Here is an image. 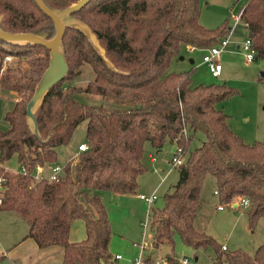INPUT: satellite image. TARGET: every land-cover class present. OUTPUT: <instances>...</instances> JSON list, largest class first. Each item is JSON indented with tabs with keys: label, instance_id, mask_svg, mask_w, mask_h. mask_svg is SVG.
Wrapping results in <instances>:
<instances>
[{
	"label": "trees",
	"instance_id": "trees-1",
	"mask_svg": "<svg viewBox=\"0 0 264 264\" xmlns=\"http://www.w3.org/2000/svg\"><path fill=\"white\" fill-rule=\"evenodd\" d=\"M76 1L42 0L55 10ZM200 12L199 0H90L71 14L89 27L105 57L125 74L107 69L78 30L65 28L61 44L67 73L47 91L33 116L39 139L26 127L25 106L47 66L48 51L0 41V90L14 96L11 110L3 115L8 129L0 130V165L14 156L21 169L9 173L0 166V211L22 219L27 225L25 238L38 249L60 248V264L113 262L108 252L110 225L97 192L134 194L137 178L144 172L145 145L157 153L167 142L181 149L183 162L162 207L147 216L151 253L163 243L172 249L177 238L193 251L210 248L214 253L210 264H264V244L252 255L221 251L194 227L207 176L213 180L219 204L245 199L248 224L264 218V127L261 141L243 143L216 109L233 94L229 88L191 87L187 73L167 72L181 47L205 51L229 35L228 19L206 29L199 24ZM0 17V29L9 34L50 38L54 32L33 0H0ZM237 20L251 42L254 60H264V0H247ZM7 56L16 64L1 70ZM83 64L93 78L84 87H74L71 82ZM80 93L131 107H85L73 99ZM83 120L86 150L77 161L64 164L55 181H33L34 169L55 164L56 148L68 143ZM195 133H201L204 141L190 151ZM75 220L83 222L85 237L70 243L69 228ZM164 262L178 264L173 256H166ZM143 264L157 262L146 256Z\"/></svg>",
	"mask_w": 264,
	"mask_h": 264
},
{
	"label": "rangeland",
	"instance_id": "rangeland-1",
	"mask_svg": "<svg viewBox=\"0 0 264 264\" xmlns=\"http://www.w3.org/2000/svg\"><path fill=\"white\" fill-rule=\"evenodd\" d=\"M223 1L210 0L209 3L201 1L199 17V24L202 25V20L205 25H208L207 28H215L227 19L229 26L232 27L225 50L217 57L221 67L220 76L212 78L206 67L201 65V59L205 55V51L191 53L183 47L179 49L178 56L169 64L167 72L187 73L191 87L223 85L229 88L233 94L227 101L217 104L216 109L226 116L229 129L243 143L251 144L261 141L263 136L264 60L256 59L246 64L237 50V47L244 42L246 36L240 23L236 22L234 24L232 18L236 17L239 7L245 0H233L228 11L221 16L219 6L224 4ZM212 9L214 10L211 11ZM3 47L10 48L8 46ZM179 58L182 59L179 60ZM189 61H192V64ZM15 64L16 59L10 58L9 62L1 66V70L5 66L12 67ZM92 78L91 69L83 64L71 84L74 87L81 88ZM73 99L76 103L85 107L100 106L107 109L131 107V104L123 101L86 93L76 94ZM13 102L14 96L12 93L0 90L1 131L8 129V125L3 121V115L11 110ZM85 128L86 120H83L75 127L68 143L65 146L56 148V163L59 166L63 167L66 163L71 166L77 161L78 155L75 154L67 162L66 159L76 151L79 144H83L85 141ZM203 141L204 136L201 133H195L189 143V150L198 148ZM144 150L145 153L141 159L144 172L137 178V189L134 194L120 195L97 192L110 225L108 252L112 258L116 255L121 257L119 261L107 264H129L138 256V246L142 239L147 246L146 250L142 252V258L151 256L154 261L160 263L164 261L166 256H173L177 262L184 257L189 264H210L214 256L210 248L193 251L183 246L177 238L174 239L172 249L163 243L157 247L154 253H151V233L146 220V206L144 202L138 199V196H149L155 190L156 200L150 205V211L147 213L151 216L153 210L162 207L163 196L170 193L172 186L176 183L177 168L172 169L169 163L174 153L172 143H165L157 153L148 145H145ZM149 156L154 158V163H150ZM2 168L9 173H19L21 170L14 156L2 163ZM44 173L45 175L49 174L46 171ZM162 178L163 180H161ZM213 189V180L207 176L199 193L201 207L194 221L195 229L210 237L217 246L225 247L227 251L239 250L247 255H252L257 247L264 244V218L257 219L255 224L250 226L245 215V209L238 207L235 210L230 208L223 211L216 210L219 203L216 197L212 195ZM143 224H145L144 228ZM26 234L27 225L23 220L0 211V252L2 254L8 253V256H10L12 251L19 253L22 249H26L25 245L21 247L17 245ZM73 234L76 238L81 239L83 237V223L81 220L72 223L70 238H73ZM15 244L16 246H14ZM44 254H47V256L44 255L46 256V264H55L57 258L55 254L52 253L50 257L47 251ZM31 257L27 263L34 264L35 258L34 256ZM0 264H2L1 260Z\"/></svg>",
	"mask_w": 264,
	"mask_h": 264
},
{
	"label": "water",
	"instance_id": "water-1",
	"mask_svg": "<svg viewBox=\"0 0 264 264\" xmlns=\"http://www.w3.org/2000/svg\"><path fill=\"white\" fill-rule=\"evenodd\" d=\"M33 1L42 14H44V16H46L51 21L54 29L53 35L50 38H45V36L42 34H9L0 29V41L15 46H25L27 44L38 45L48 51L47 66L35 84L32 96L25 106L26 127L32 135L39 139V134L33 116L47 91L57 82H59L67 73V66L64 61V53L61 44V39L65 28L78 30L86 38V41L91 46V48L104 62L107 69L116 74L125 73L116 69L105 57L104 50L99 46L97 39L92 34L89 27L80 20L71 16V14L77 12L90 0H77L75 3L63 10L48 8L43 4L42 0ZM181 59L182 58H179V60ZM189 63L192 64V61H189ZM261 76H263V74H261ZM46 141L47 139L43 141V143Z\"/></svg>",
	"mask_w": 264,
	"mask_h": 264
},
{
	"label": "built area",
	"instance_id": "built-area-1",
	"mask_svg": "<svg viewBox=\"0 0 264 264\" xmlns=\"http://www.w3.org/2000/svg\"><path fill=\"white\" fill-rule=\"evenodd\" d=\"M238 19V18H237ZM236 22H238V20H236ZM246 36V35H245ZM227 44V38L221 40L217 45L208 48L207 50H205V55L202 57L201 59V65H204L208 71V74L212 77V78H217L220 76L221 74V67L217 61V57L220 56L222 54V52L225 50ZM192 50V49H190ZM238 53L241 56L242 60L244 63L249 64L252 61H254V51L251 47V42L250 40L246 37L244 42L238 47ZM10 61V57H4L3 61H2V65H4L5 63ZM1 65V66H2ZM182 134L185 135L184 131H182ZM86 150V145L83 144H79L77 147V152L78 154L81 152H84ZM183 162V157H182V151L180 148H174V153L173 156L171 157L169 163L171 165V168H178ZM42 168L43 166H39L36 167L34 169L33 175H32V179L33 181H40V180H45L47 182H52L55 181L59 176L62 175V171H63V167L59 166L57 164H52L49 166L48 169V176H42ZM155 171V169L153 170V172ZM1 183H2V179L0 178V189H1ZM213 194L216 196V193L213 192ZM138 199L142 202L145 203L146 206V220H147V213L149 211L150 205L156 200V194L155 191H153L151 194H149V196H138ZM248 206V202L245 199H241V200H234L230 203L227 204H219L216 207V210L218 211H223L224 209L230 208V209H237L242 208V209H246ZM145 227V224H143V228ZM144 235V233H143ZM142 235V237H143ZM147 246L145 244V242L142 239V242L139 244L138 249H139V253L138 256L131 261L129 264H143V258H142V252L144 250H146ZM221 251H226V248L221 246L220 247ZM121 257L119 255H116L113 257L114 261H118L120 260ZM177 262V261H176ZM178 264H189V262L182 257L180 260H178L177 262ZM157 264H166L164 261L160 262Z\"/></svg>",
	"mask_w": 264,
	"mask_h": 264
},
{
	"label": "crops",
	"instance_id": "crops-1",
	"mask_svg": "<svg viewBox=\"0 0 264 264\" xmlns=\"http://www.w3.org/2000/svg\"><path fill=\"white\" fill-rule=\"evenodd\" d=\"M201 1H203V2H210V0H199V4H200V2ZM247 0H245L243 3H242V5L239 7V9H238V12H237V14H236V17H234V18H232L233 19V22H234V24L236 23V20H237V18H238V15H239V13H240V11H241V9H242V7L244 6V4H245V2H246ZM232 2H233V0H224L223 1V3L224 4H222L221 6H219V8H220V11H221V16H222V14H224L226 11H228V8H229V6H231V4H232ZM209 9V8H208ZM214 9H212L211 11H213ZM238 23V22H237ZM201 26L202 27H204V28H206V29H212V28H207V26L208 25H205L204 24V21H202L201 20ZM229 25V24H228ZM231 29H232V27H230ZM242 31H243V29H242ZM230 32H231V30H230ZM230 32H229V35H230ZM244 32V31H243ZM245 34V33H244ZM229 35L227 36V38L229 37ZM186 51H188V52H194V51H200V50H190V49H188V48H186V47H183ZM237 50H238V47H237ZM84 143V142H83ZM73 154H75V155H78V152H77V148H76V151L75 152H73L67 159H66V162L71 158V156L73 155ZM149 158V161H150V163H154V158L152 157V156H149L148 157ZM55 164H57V163H55ZM58 165V164H57ZM1 167H2V164L0 165ZM45 165H43V168H42V173H41V175L42 176H48V174L47 175H45V171L48 173V169H49V166H45ZM161 180H163V178L161 179ZM159 186V185H158ZM214 190V189H213ZM212 190V195L213 196H215L214 194H213V191ZM153 191H155V190H153ZM152 191V192H153ZM5 213H7V214H9V215H11V216H13V217H15V218H18V219H20L17 215H15L14 213H12V212H5ZM22 220V219H21ZM73 222H75L76 223V220L75 221H73ZM72 222V223H73ZM72 223H71V225H72ZM83 223V222H82ZM71 225H70V228H69V233H68V241L70 242V243H74V242H79V241H81V240H83L84 239V237H85V232H84V226H83V237L80 239V238H76L75 236H74V234H73V238H70V236H71ZM25 238V237H24ZM22 239L21 241H19L18 242V246H23V245H25L26 246V249L24 248V249H22L19 253H16L15 251H12L11 252V255L10 256H8V253H1L0 252V256L3 258L2 260H1V262H2V264H29V263H27L28 261H30V259L32 258L31 256H34V258H35V263L34 264H46V256H47V254H44V252L45 251H47V253H48V256L50 257L51 256V254L53 253V254H55V256H57V258L55 259V264H60L61 263V256H62V251H61V249L60 248H58V247H48V248H45V249H38L37 247H36V245H35V243L31 240V239H28V238H25V239ZM25 243V244H24ZM16 244L14 245V246H16ZM26 254H28V255H26ZM44 255H46V256H44ZM38 256H41V257H38ZM114 257V256H113ZM112 260H113V258H112ZM119 261V260H118ZM116 261H114L113 260V262L112 263H115Z\"/></svg>",
	"mask_w": 264,
	"mask_h": 264
}]
</instances>
